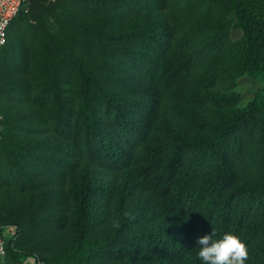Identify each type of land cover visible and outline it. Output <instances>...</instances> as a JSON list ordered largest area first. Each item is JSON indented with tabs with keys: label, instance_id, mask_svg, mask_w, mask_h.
I'll use <instances>...</instances> for the list:
<instances>
[{
	"label": "trees",
	"instance_id": "obj_1",
	"mask_svg": "<svg viewBox=\"0 0 264 264\" xmlns=\"http://www.w3.org/2000/svg\"><path fill=\"white\" fill-rule=\"evenodd\" d=\"M178 4L193 25L226 13L199 56L176 42ZM26 8L0 48V234L16 226L0 264H201L196 240L212 231L264 264V0ZM230 29L241 39L229 60ZM202 56L224 60L190 87ZM216 76L248 78L252 97L210 99Z\"/></svg>",
	"mask_w": 264,
	"mask_h": 264
},
{
	"label": "rangeland",
	"instance_id": "obj_2",
	"mask_svg": "<svg viewBox=\"0 0 264 264\" xmlns=\"http://www.w3.org/2000/svg\"><path fill=\"white\" fill-rule=\"evenodd\" d=\"M193 15V12H187L186 10L182 9V6L179 4L168 11L169 22L174 20L177 25L175 38L176 42L178 44H181V48L185 51H182L183 54L189 56H199L200 48L202 46L205 47L212 43V39L216 36V32L220 27V25L218 24L219 21L217 20H222L226 13H223V10L219 9L218 7H214L212 17L208 16L203 23H198L197 25H193V23L191 22L192 18L194 17ZM227 20H230L229 15L226 16V21ZM33 23L34 22H31V24ZM27 24L28 21L25 20L23 22V30L28 27ZM201 24H203V26H201ZM240 39L241 32H239L238 30L230 29L229 36L226 39L227 43H224L222 47L223 52L230 53V57L228 58L229 60L235 57L236 47L238 46ZM185 46H187L186 49ZM223 60L224 59L221 60L220 64L218 65V68L214 69L215 67L212 68L211 64H209V57L202 56L200 62L196 64L195 70L186 79V84L190 87L200 86V69H202L203 67V69L208 68L209 75L215 74L217 70H220ZM3 73L4 72L0 67L1 83ZM215 80V86H213L212 88H208L205 91H202L203 94L208 95L210 99L234 94L240 98L239 106H243L247 101L250 100L253 95V89L255 88V86L248 78L242 77L238 79L229 80L221 76H216ZM6 100L9 101L8 98H6ZM212 111L215 110L210 105L207 106L205 115L210 114Z\"/></svg>",
	"mask_w": 264,
	"mask_h": 264
},
{
	"label": "clouds",
	"instance_id": "obj_3",
	"mask_svg": "<svg viewBox=\"0 0 264 264\" xmlns=\"http://www.w3.org/2000/svg\"><path fill=\"white\" fill-rule=\"evenodd\" d=\"M214 231L198 237L197 258L201 264H245L249 259L247 245L236 235L227 233L219 240L213 239Z\"/></svg>",
	"mask_w": 264,
	"mask_h": 264
},
{
	"label": "built area",
	"instance_id": "obj_4",
	"mask_svg": "<svg viewBox=\"0 0 264 264\" xmlns=\"http://www.w3.org/2000/svg\"><path fill=\"white\" fill-rule=\"evenodd\" d=\"M28 0H0V48L6 43L7 28L11 21L19 13L20 10L24 9L27 11ZM2 116L0 115V140L2 137ZM16 233V227L8 226L5 227L3 232L0 234V259H3L6 255L5 248V237L13 238ZM24 264H42L37 261L35 257L29 261H25Z\"/></svg>",
	"mask_w": 264,
	"mask_h": 264
}]
</instances>
